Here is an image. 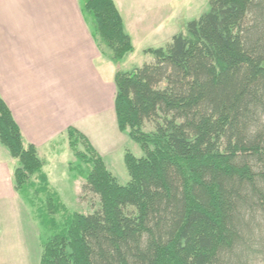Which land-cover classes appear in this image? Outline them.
<instances>
[{"label":"trees","instance_id":"16d2710c","mask_svg":"<svg viewBox=\"0 0 264 264\" xmlns=\"http://www.w3.org/2000/svg\"><path fill=\"white\" fill-rule=\"evenodd\" d=\"M208 5L165 47L146 49L151 62L115 73L118 128L143 152L125 153L127 183L67 128L89 166L82 196L98 205L51 223L39 264H264V0ZM82 9L115 60L133 51L113 0ZM0 143L22 193L43 162L1 96Z\"/></svg>","mask_w":264,"mask_h":264},{"label":"crops","instance_id":"0c3cea01","mask_svg":"<svg viewBox=\"0 0 264 264\" xmlns=\"http://www.w3.org/2000/svg\"><path fill=\"white\" fill-rule=\"evenodd\" d=\"M113 1L135 50L134 34L143 31L141 23L151 11L157 14L164 10L162 4L182 0ZM151 1L158 3L155 9L150 8ZM93 33L94 21L83 11L82 0H0V96L24 142L34 144L38 153L74 127L102 156V144L88 125L105 118L119 130L114 110L116 65L113 68L108 61L106 68L99 63L102 54ZM16 166L0 143V226L6 227L2 231L12 229L9 215L21 217L17 207L23 201L13 180ZM31 242L35 248L37 240ZM27 246L24 243L21 256L28 253Z\"/></svg>","mask_w":264,"mask_h":264},{"label":"rangeland","instance_id":"374dc122","mask_svg":"<svg viewBox=\"0 0 264 264\" xmlns=\"http://www.w3.org/2000/svg\"><path fill=\"white\" fill-rule=\"evenodd\" d=\"M84 2L85 0H82V6ZM148 4L151 9L158 6L154 1ZM161 9L164 10H160L157 14L151 11V17L141 23L143 31L141 30L138 36L134 34L136 49L134 50L132 45L133 51L120 60H115L113 52L103 42H99V36L93 33L98 50L102 54L99 63L108 68L106 63L109 61V65L113 68L116 65L117 71H131L144 63L151 62L148 59L149 57L153 59V56L146 53V49L165 47L176 32L185 29L188 21L197 19L207 12L209 5L208 0H182L177 1L176 4L166 2L161 5ZM167 38H169L168 42ZM88 126L95 134L96 140L102 144L103 148L99 146V149L103 153L102 157L107 169L120 184L127 183L129 174L124 163V155L126 152H131L136 157L142 156L143 152L139 144L129 138L128 131L120 132L117 126L112 129L105 118L101 122L98 119L96 125ZM96 128L98 130L100 128V132ZM151 129V126L145 128L146 131ZM112 144L113 147L108 148ZM77 149L87 151L82 141L78 143ZM74 152L65 131L55 143L38 153L43 162L41 172L31 176L25 191L19 192L23 203L17 209L21 217H17L16 214L9 215L12 221L8 222L12 225V229L2 231L6 227L0 226V264H39L42 242L54 229L53 222L60 225L67 216L73 213L88 214L98 205V197L94 194L86 193L82 196L81 185L85 182L84 177L89 166ZM18 224L20 226H17ZM32 240L34 244L37 240L36 251L31 246ZM24 243L28 244V253L23 251L21 256Z\"/></svg>","mask_w":264,"mask_h":264}]
</instances>
